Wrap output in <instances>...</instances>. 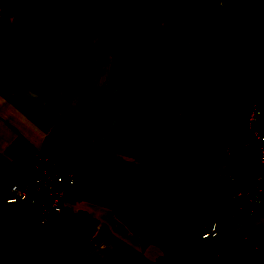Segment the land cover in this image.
<instances>
[{
    "label": "crops",
    "instance_id": "crops-1",
    "mask_svg": "<svg viewBox=\"0 0 264 264\" xmlns=\"http://www.w3.org/2000/svg\"><path fill=\"white\" fill-rule=\"evenodd\" d=\"M178 26L200 36L206 30L221 49L223 92L185 87L158 63L160 51L146 48L141 61L123 78L110 81L112 33L94 32L87 51L76 57L77 80L59 56L34 67L20 60L0 62V264H62L45 241L73 264H162L166 252L192 239L209 218L226 223L232 203L226 197L229 176L226 150L234 165L254 169V133L247 128L249 105L259 110L264 132V81L257 62L247 66L234 44L252 54L264 48V0H176ZM169 13L175 5L169 6ZM158 87L171 113L191 112L213 121L193 143L187 135L161 130L149 142L119 143L114 133L121 121L155 123L165 115L162 104L143 92ZM35 150L83 162L77 197L66 215L51 218L40 243L33 207L7 202L9 187L29 175ZM179 171L195 179L176 182ZM242 172V171H241ZM87 216L95 233L85 239L76 220ZM247 224V225H245ZM264 240V198L259 215L247 223L240 212L231 228L244 244L245 264H264V247L243 238L245 227ZM28 233L31 255L14 253L17 237ZM42 234V233H41ZM234 254L204 264H231Z\"/></svg>",
    "mask_w": 264,
    "mask_h": 264
},
{
    "label": "trees",
    "instance_id": "trees-1",
    "mask_svg": "<svg viewBox=\"0 0 264 264\" xmlns=\"http://www.w3.org/2000/svg\"><path fill=\"white\" fill-rule=\"evenodd\" d=\"M176 9L169 13V6ZM176 0H0V62L20 60L30 66H40L48 57L59 56L68 72L69 86L77 80L76 57L87 51L94 32L110 30L112 33V67L110 81L126 77L138 64L144 49L160 51L159 65L185 87L203 92H223L225 76L221 49L215 36L206 30L196 36L178 26L177 13L181 7ZM51 14L46 24H41L42 14ZM235 34L228 31V49L243 55L247 66L257 62L259 77L264 81V48L252 54L245 53L234 44ZM158 100L164 108V117L155 123L134 124L121 121L114 133L119 143L149 142L161 130L185 134L193 143L199 132L213 121L197 117L191 112L173 115L158 87L143 92ZM252 105H249L248 112ZM247 177L254 169L245 165L237 168ZM195 174L179 171L172 179L178 183L195 179ZM95 224L85 216L76 220L75 232L89 239L95 233ZM38 233L41 234L40 231ZM234 230L226 222L225 229L216 240H201L198 233L184 245L166 252L162 264H179L187 252L215 245ZM5 237H17L14 253L31 255L29 234L7 232ZM44 235V234H42ZM54 258L62 264H73L68 257L45 241ZM243 252L236 254L231 264H245Z\"/></svg>",
    "mask_w": 264,
    "mask_h": 264
},
{
    "label": "built area",
    "instance_id": "built-area-1",
    "mask_svg": "<svg viewBox=\"0 0 264 264\" xmlns=\"http://www.w3.org/2000/svg\"><path fill=\"white\" fill-rule=\"evenodd\" d=\"M246 126L255 136L256 166L252 177L237 171L234 165V152L226 150L229 176L224 186L226 197L234 210L229 211L226 222L232 226L240 212L247 223L260 213L264 198V132L260 128L259 110L250 108ZM27 178L9 187L7 202L20 206L33 207L37 212V227L42 234L49 231L51 218L56 214L66 215L68 204L77 197V186L83 172V162L76 157L59 158L46 150H35L28 160ZM247 225V224H245ZM225 229V223L215 218L207 219L198 230L201 240H216ZM245 241L264 247V240L252 234L248 226L243 232Z\"/></svg>",
    "mask_w": 264,
    "mask_h": 264
},
{
    "label": "water",
    "instance_id": "water-1",
    "mask_svg": "<svg viewBox=\"0 0 264 264\" xmlns=\"http://www.w3.org/2000/svg\"><path fill=\"white\" fill-rule=\"evenodd\" d=\"M35 238L44 243L45 237L42 234H36ZM244 242L237 233H232L222 242L215 245L203 246L185 253L180 259L179 264H204L218 257H224L231 254L242 252L241 248Z\"/></svg>",
    "mask_w": 264,
    "mask_h": 264
},
{
    "label": "rangeland",
    "instance_id": "rangeland-1",
    "mask_svg": "<svg viewBox=\"0 0 264 264\" xmlns=\"http://www.w3.org/2000/svg\"><path fill=\"white\" fill-rule=\"evenodd\" d=\"M51 16V14H42L41 16H40V22H41V24H46L47 23V21L49 20V17Z\"/></svg>",
    "mask_w": 264,
    "mask_h": 264
}]
</instances>
